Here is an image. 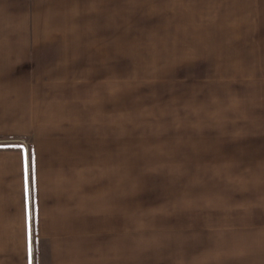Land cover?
<instances>
[{
  "label": "crops",
  "instance_id": "obj_1",
  "mask_svg": "<svg viewBox=\"0 0 264 264\" xmlns=\"http://www.w3.org/2000/svg\"><path fill=\"white\" fill-rule=\"evenodd\" d=\"M101 2L0 0V264H34V237L37 264H264V119L228 111L264 109V79L247 71L244 95L234 45L213 73L124 82ZM95 12L108 31L92 49ZM207 124L235 136L190 129ZM210 152L219 163L186 165ZM159 204L175 210L133 212Z\"/></svg>",
  "mask_w": 264,
  "mask_h": 264
},
{
  "label": "rangeland",
  "instance_id": "obj_2",
  "mask_svg": "<svg viewBox=\"0 0 264 264\" xmlns=\"http://www.w3.org/2000/svg\"><path fill=\"white\" fill-rule=\"evenodd\" d=\"M110 2L113 14V18H111L113 26L110 30L111 52L112 56L114 55L118 78L124 82L126 79L134 80L157 76L170 78L180 70L185 73L188 70H196V75L199 74V76H201V72L213 73L219 68L218 64L222 60L220 51L230 52V47L232 48L234 45H236V49L243 52L240 54H244V56L224 53V58L229 60L231 68L236 64L245 66L244 95L248 96L247 94L254 88V84H258V82H253L254 75L247 71L254 72L256 79H264V0H110ZM89 15L94 26L93 37L88 39L89 42L94 43V46L89 48L96 49V43L103 39V34L108 31L104 29L100 21L104 19L103 17L106 20L108 17L106 13L100 17L97 12ZM97 22L98 24H96ZM219 47H224V49ZM93 53L96 51L94 50ZM240 58L244 59L240 60ZM244 100L246 103L243 102L238 111L236 110L237 103L234 102L235 109L228 110L231 113L230 117H234L237 112H240L239 121L250 122L253 116L264 119V109H262L260 101L253 98L250 100L246 97ZM172 127L176 132L178 127L183 126ZM231 128V126L207 124L204 126L192 125L190 129L194 132L211 133L222 129V133L228 134L227 136H235L234 133H229ZM240 128V131L252 133L251 126L242 125ZM249 128L250 130H248ZM217 142L209 140L196 143L215 146L229 143L236 146L234 141ZM163 143L165 141H161V144ZM168 143L175 142L168 141ZM185 143L196 145L194 142ZM177 144L181 145L182 142ZM161 148L162 146L159 145V151ZM189 150L181 151L188 154L198 153ZM146 152L142 153L134 149L133 161L135 162L136 158L134 156L143 157L146 160L151 159L153 153L149 149ZM231 153L234 152L229 154L230 163L234 164L237 158L233 157ZM161 160L165 161L166 159ZM219 160L220 156L210 152L205 156L199 154L192 158L187 157L186 165L214 164L219 163ZM148 162L154 163L153 160H148ZM177 162L183 161L178 160ZM163 163L174 164L176 162L166 160ZM184 206L176 209L175 212H190L192 210L188 205ZM174 210L171 204H159L147 208L134 205L133 212L134 214L140 212L161 213ZM134 227L141 228L140 226ZM32 246L33 261L34 264H37L42 260V257H45L44 249L41 246L39 249L41 254L37 256L35 237Z\"/></svg>",
  "mask_w": 264,
  "mask_h": 264
}]
</instances>
